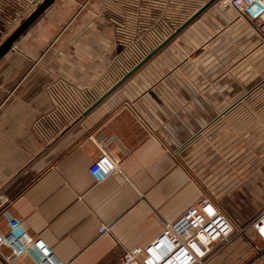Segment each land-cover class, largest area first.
<instances>
[{"label": "crops", "instance_id": "crops-1", "mask_svg": "<svg viewBox=\"0 0 264 264\" xmlns=\"http://www.w3.org/2000/svg\"><path fill=\"white\" fill-rule=\"evenodd\" d=\"M38 1L0 0V43ZM209 1L56 0L0 58L2 231L14 213L71 264H119L205 192L190 163L200 137L217 140L224 190L227 177L264 184V39L223 0L95 105L132 55L141 62ZM104 135L120 163L99 180L90 166ZM259 211L227 212L264 245ZM0 264L32 260L2 243ZM206 264H264V249Z\"/></svg>", "mask_w": 264, "mask_h": 264}, {"label": "built area", "instance_id": "built-area-1", "mask_svg": "<svg viewBox=\"0 0 264 264\" xmlns=\"http://www.w3.org/2000/svg\"><path fill=\"white\" fill-rule=\"evenodd\" d=\"M255 22L264 39V0H223ZM114 136L98 139L100 154L90 166L91 173L102 180L119 169L120 159L111 151ZM8 229H0V246L7 243L12 257L27 255L32 264H71L42 236L29 231L25 221L8 213ZM256 234L264 239V207L255 217ZM233 219L210 196L203 195L175 221L167 222L161 234L146 246L128 249L119 264H206L217 243L227 241L235 230ZM101 225L100 233L109 230Z\"/></svg>", "mask_w": 264, "mask_h": 264}, {"label": "rangeland", "instance_id": "rangeland-1", "mask_svg": "<svg viewBox=\"0 0 264 264\" xmlns=\"http://www.w3.org/2000/svg\"><path fill=\"white\" fill-rule=\"evenodd\" d=\"M90 3L91 1L88 2V5ZM139 58L140 56L134 55L130 57L131 68L139 63ZM196 144V150L190 151V163L194 164V178H196V181L199 178L204 184L203 187L205 192H203L201 196H210L212 199L214 198L218 204L220 200V204L222 205L220 207H222L223 211H226L227 214H229L227 212L228 210L244 213L247 209H252L257 213L261 207L264 206V199L261 198L264 184L232 183L230 178L227 177V186L224 190L222 188L223 182L221 178V173H223V171L220 166L218 167L223 157L220 156L217 140L210 143L200 137ZM230 173L231 170L228 167L227 174L229 175ZM250 190L258 191L255 194L252 193V196H250ZM235 224V230L231 237L227 241L217 243L207 259H253L260 250L264 249V245L257 243L259 238L254 239L251 237V234L248 233L245 228L246 223L238 224V222H236Z\"/></svg>", "mask_w": 264, "mask_h": 264}, {"label": "water", "instance_id": "water-1", "mask_svg": "<svg viewBox=\"0 0 264 264\" xmlns=\"http://www.w3.org/2000/svg\"><path fill=\"white\" fill-rule=\"evenodd\" d=\"M56 0H41L36 3L35 8L31 13L0 43V58L15 44L18 38L52 5ZM214 1L210 0L201 9H199L192 17H190L185 23H183L170 37L164 40L157 48L151 51L141 62L128 71L124 77L116 83L108 92H106L96 102L97 105L105 97H107L112 91H114L119 85H121L126 79H128L141 65L148 61L159 49H161L166 43H168L174 36L180 31L185 29L193 20H195L205 9H207ZM225 4H227L225 2ZM94 105V106H95Z\"/></svg>", "mask_w": 264, "mask_h": 264}]
</instances>
